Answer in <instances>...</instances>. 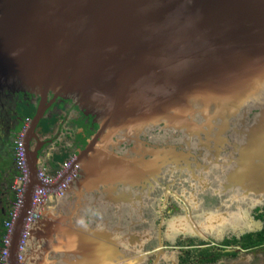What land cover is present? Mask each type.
Here are the masks:
<instances>
[{"label":"water","instance_id":"1","mask_svg":"<svg viewBox=\"0 0 264 264\" xmlns=\"http://www.w3.org/2000/svg\"><path fill=\"white\" fill-rule=\"evenodd\" d=\"M3 87L52 93L92 116L87 182L134 171L108 147L163 124L214 154L232 138L230 179L264 201V0H0ZM31 120L36 129L41 117ZM29 174L11 264L39 185L35 164Z\"/></svg>","mask_w":264,"mask_h":264},{"label":"flooded vegetation","instance_id":"2","mask_svg":"<svg viewBox=\"0 0 264 264\" xmlns=\"http://www.w3.org/2000/svg\"><path fill=\"white\" fill-rule=\"evenodd\" d=\"M92 120L70 99L0 89V251L17 190L28 187L15 164L20 137L28 170L48 174L72 158L40 209L47 217L33 221L21 264H264V201L230 179L232 138L214 154L202 135L159 124L108 147L134 171L87 182L81 154L98 129Z\"/></svg>","mask_w":264,"mask_h":264},{"label":"built area","instance_id":"3","mask_svg":"<svg viewBox=\"0 0 264 264\" xmlns=\"http://www.w3.org/2000/svg\"><path fill=\"white\" fill-rule=\"evenodd\" d=\"M22 132V131H21ZM72 158L69 157L63 162L60 169L56 170L52 175L45 174L43 171H37L36 177L38 179L39 185H35L31 201L29 205V210L27 211V216L24 218L22 225V231L18 239L16 250H15V261L18 264L22 263V258L25 251V240L28 236L29 225L37 218L39 211L44 205L47 195L58 193L61 187L64 185L65 180L69 177V172L67 168ZM15 164L16 168L20 173V178L24 185L29 183V170L26 165L25 155L21 146L20 137L17 138L15 142ZM68 172V175H64ZM56 185V187H52ZM26 186L22 189L17 190V195L14 201L13 208L8 212L7 217L4 221V235L2 237V249L0 251V264H11L10 261V246L12 243V234L14 231V225L18 218L21 206L24 200V193L26 191Z\"/></svg>","mask_w":264,"mask_h":264},{"label":"crops","instance_id":"4","mask_svg":"<svg viewBox=\"0 0 264 264\" xmlns=\"http://www.w3.org/2000/svg\"><path fill=\"white\" fill-rule=\"evenodd\" d=\"M55 171H56V170H52V171H51L50 173H48V174L52 175Z\"/></svg>","mask_w":264,"mask_h":264}]
</instances>
